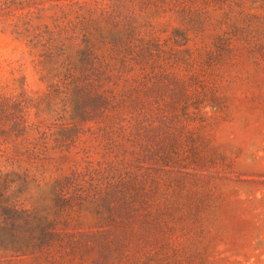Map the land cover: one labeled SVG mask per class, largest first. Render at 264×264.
<instances>
[{
	"label": "rangeland",
	"instance_id": "obj_1",
	"mask_svg": "<svg viewBox=\"0 0 264 264\" xmlns=\"http://www.w3.org/2000/svg\"><path fill=\"white\" fill-rule=\"evenodd\" d=\"M0 264H264V0H0Z\"/></svg>",
	"mask_w": 264,
	"mask_h": 264
}]
</instances>
